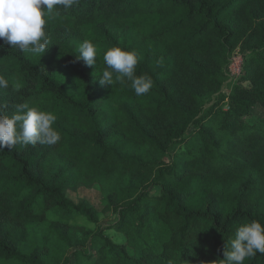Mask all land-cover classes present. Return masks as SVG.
I'll return each mask as SVG.
<instances>
[{"label":"trees","instance_id":"trees-1","mask_svg":"<svg viewBox=\"0 0 264 264\" xmlns=\"http://www.w3.org/2000/svg\"><path fill=\"white\" fill-rule=\"evenodd\" d=\"M46 32L44 54L0 40V114L27 102L56 114L60 133L0 150V264H219L241 224L264 225V0H79ZM85 40L92 67L76 57ZM111 47L137 54L149 93L100 85ZM235 50L244 71L225 103ZM96 186L122 243L68 224L99 223L69 197Z\"/></svg>","mask_w":264,"mask_h":264},{"label":"clouds","instance_id":"clouds-1","mask_svg":"<svg viewBox=\"0 0 264 264\" xmlns=\"http://www.w3.org/2000/svg\"><path fill=\"white\" fill-rule=\"evenodd\" d=\"M79 0H0V40L11 49L24 53L44 54L50 39L46 32L48 20L59 15V9L68 10ZM77 59L89 67L97 63V48L89 40L78 48ZM105 69L99 79L101 86H111L125 81L137 96L146 95L152 88V80L136 75L138 57L135 52L111 47L103 54ZM8 81L0 75V88H8ZM56 114L43 111L38 106L24 102L16 106L12 116L0 114V150H12L16 145H54L60 140L59 131L53 127ZM114 243H122L123 235L114 229L109 233ZM264 254V225L253 220L241 224L224 249V259L219 264H244L247 258Z\"/></svg>","mask_w":264,"mask_h":264},{"label":"rangeland","instance_id":"rangeland-1","mask_svg":"<svg viewBox=\"0 0 264 264\" xmlns=\"http://www.w3.org/2000/svg\"><path fill=\"white\" fill-rule=\"evenodd\" d=\"M245 54L242 53L240 50H235L231 53L226 61L224 74H223V88L221 91V98H226L225 103H227V98L230 95L231 91L234 87L239 83V79L242 77L243 72L239 75V71L237 68L236 63L242 60L244 62ZM217 101H219L218 96L212 97L210 100L205 101L204 108L208 110L211 106H213ZM221 102L220 107L227 109L226 104ZM255 114L261 116V111L255 110ZM180 151L185 150V145H180L178 147ZM178 150V151H179ZM69 197L78 202L80 200H88L97 210L99 213V223H91L87 219L83 217H77L76 219L69 221L68 224L77 225L80 227H84L87 230L96 232L99 229L104 231V234L113 240V237L109 235L112 231L109 229V225L115 223L117 216L112 210L107 206V200L105 193L100 189V187L96 186L93 189L88 188H81L78 192H70ZM124 240V237H123Z\"/></svg>","mask_w":264,"mask_h":264},{"label":"built area","instance_id":"built-area-1","mask_svg":"<svg viewBox=\"0 0 264 264\" xmlns=\"http://www.w3.org/2000/svg\"><path fill=\"white\" fill-rule=\"evenodd\" d=\"M238 71H239V75L242 74V72L244 71V62L242 60H240L239 62L236 63Z\"/></svg>","mask_w":264,"mask_h":264}]
</instances>
